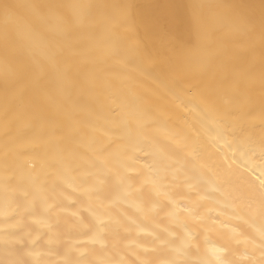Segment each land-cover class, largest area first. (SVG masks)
I'll return each mask as SVG.
<instances>
[{
    "label": "bare ground",
    "instance_id": "1",
    "mask_svg": "<svg viewBox=\"0 0 264 264\" xmlns=\"http://www.w3.org/2000/svg\"><path fill=\"white\" fill-rule=\"evenodd\" d=\"M97 74L142 86L154 134L176 156L191 152L213 173L222 166L240 179L264 176V0H0L5 139L33 131V116L46 108L45 85L70 86ZM193 90L207 104L196 127L183 103ZM64 192L74 198L64 201V212L53 215L37 202L23 226L29 238L38 237L36 247L57 255L90 233L107 241L90 246L98 255L116 239L174 240L168 234L181 233L147 190L142 203L122 206L117 216L84 210L85 195Z\"/></svg>",
    "mask_w": 264,
    "mask_h": 264
},
{
    "label": "clouds",
    "instance_id": "2",
    "mask_svg": "<svg viewBox=\"0 0 264 264\" xmlns=\"http://www.w3.org/2000/svg\"><path fill=\"white\" fill-rule=\"evenodd\" d=\"M43 93L46 108L26 136L5 139L0 114V264H264V176L240 179L222 166L213 173L191 152L176 156L154 134L153 106L134 78L97 74ZM183 103L196 127L206 102L193 90ZM65 188L87 197L84 210L112 216L138 206L147 190L181 233L116 239L103 255L90 247L107 243L97 233L69 240L60 255L36 247L25 217L37 202L60 215L65 200L74 202Z\"/></svg>",
    "mask_w": 264,
    "mask_h": 264
}]
</instances>
